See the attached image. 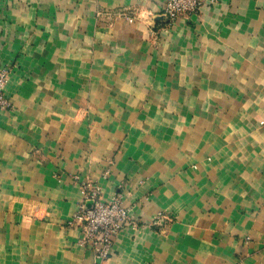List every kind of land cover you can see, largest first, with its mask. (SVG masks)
<instances>
[{"label": "crops", "instance_id": "0c3cea01", "mask_svg": "<svg viewBox=\"0 0 264 264\" xmlns=\"http://www.w3.org/2000/svg\"><path fill=\"white\" fill-rule=\"evenodd\" d=\"M211 1L0 0V264H98L86 183L136 224L103 264H264V0Z\"/></svg>", "mask_w": 264, "mask_h": 264}, {"label": "built area", "instance_id": "2783aa9c", "mask_svg": "<svg viewBox=\"0 0 264 264\" xmlns=\"http://www.w3.org/2000/svg\"><path fill=\"white\" fill-rule=\"evenodd\" d=\"M204 0H166L162 15L167 25H173L181 16L189 15L201 9ZM129 22H134L135 17L122 14ZM10 69H0V109L12 107L11 100L5 93ZM70 226L79 227L82 232L81 242L92 248L98 264H103L109 255L114 240L121 230L127 225L135 226L129 209L124 205L122 193H116L111 200L102 198V188L98 183L84 185V198L74 213Z\"/></svg>", "mask_w": 264, "mask_h": 264}, {"label": "rangeland", "instance_id": "374dc122", "mask_svg": "<svg viewBox=\"0 0 264 264\" xmlns=\"http://www.w3.org/2000/svg\"><path fill=\"white\" fill-rule=\"evenodd\" d=\"M214 2V0H212L211 1V3H213ZM205 4V0H204V3H203V5ZM202 5V6H203ZM199 11V10H198ZM197 11V12H198ZM123 13H127V14H130V15H132L133 17H135V20L137 19V17H138V15H136V13H133V12H130V11H126V10H124V11H119V12H105V11H98V16L99 17H105V19H106V21L109 23V25L111 26V25H113L114 24V18H116V17H122V18H125L122 14ZM163 13V12H162ZM161 13V14H162ZM193 13H196V12H193ZM190 14H192V13H190ZM189 14V15H190ZM129 22V21H128ZM135 22V21H134ZM134 22H132V23H134ZM131 23V22H130ZM165 26L167 27H171V26H173V25H171V26H169V25H167V22L165 21ZM175 24V23H174ZM165 29V28H164ZM154 38H155V36H154ZM154 40V39H153ZM10 72H11V70H10Z\"/></svg>", "mask_w": 264, "mask_h": 264}]
</instances>
